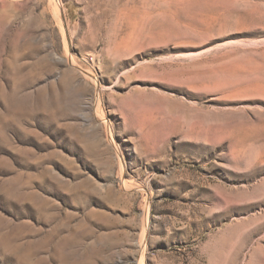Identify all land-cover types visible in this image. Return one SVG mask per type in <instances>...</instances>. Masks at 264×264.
<instances>
[{
    "label": "rangeland",
    "instance_id": "obj_1",
    "mask_svg": "<svg viewBox=\"0 0 264 264\" xmlns=\"http://www.w3.org/2000/svg\"><path fill=\"white\" fill-rule=\"evenodd\" d=\"M0 264H264V0H0Z\"/></svg>",
    "mask_w": 264,
    "mask_h": 264
}]
</instances>
